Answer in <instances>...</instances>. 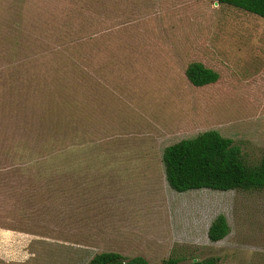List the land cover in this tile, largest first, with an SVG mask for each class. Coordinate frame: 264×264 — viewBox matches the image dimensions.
I'll return each instance as SVG.
<instances>
[{
    "label": "rangeland",
    "instance_id": "374dc122",
    "mask_svg": "<svg viewBox=\"0 0 264 264\" xmlns=\"http://www.w3.org/2000/svg\"><path fill=\"white\" fill-rule=\"evenodd\" d=\"M194 62L218 83L194 87ZM211 131L259 164L263 18L212 0H0V264H264V190L167 182L165 150Z\"/></svg>",
    "mask_w": 264,
    "mask_h": 264
},
{
    "label": "trees",
    "instance_id": "16d2710c",
    "mask_svg": "<svg viewBox=\"0 0 264 264\" xmlns=\"http://www.w3.org/2000/svg\"><path fill=\"white\" fill-rule=\"evenodd\" d=\"M264 19V0H212ZM188 81L197 88L214 85L220 80L216 71L194 62L186 70ZM166 179L177 193L212 190L219 192L264 190V154L259 164L251 166L242 157L232 140L211 131L195 139L184 140L168 147L163 156ZM225 216L215 219L210 230L212 243L230 234ZM89 264H126L125 258L115 253L95 256ZM164 264H177L169 260Z\"/></svg>",
    "mask_w": 264,
    "mask_h": 264
},
{
    "label": "water",
    "instance_id": "95a60500",
    "mask_svg": "<svg viewBox=\"0 0 264 264\" xmlns=\"http://www.w3.org/2000/svg\"><path fill=\"white\" fill-rule=\"evenodd\" d=\"M217 5H218V3H217Z\"/></svg>",
    "mask_w": 264,
    "mask_h": 264
}]
</instances>
